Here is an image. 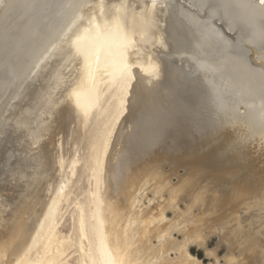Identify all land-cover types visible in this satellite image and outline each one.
<instances>
[{"label":"bare ground","instance_id":"obj_1","mask_svg":"<svg viewBox=\"0 0 264 264\" xmlns=\"http://www.w3.org/2000/svg\"><path fill=\"white\" fill-rule=\"evenodd\" d=\"M192 245L264 264V0H0V264Z\"/></svg>","mask_w":264,"mask_h":264},{"label":"rangeland","instance_id":"obj_2","mask_svg":"<svg viewBox=\"0 0 264 264\" xmlns=\"http://www.w3.org/2000/svg\"><path fill=\"white\" fill-rule=\"evenodd\" d=\"M182 172V171H181ZM176 180L174 179L173 182H175ZM60 229L62 230V232H66V226H61ZM214 238V239H213ZM216 242H217V238L216 236H212L210 239H209V246H208V249H212L216 246ZM224 246V245H222ZM219 247L217 249V254H218V257L221 258L223 255H224V252L226 251L225 246L224 247ZM190 251L195 254L199 259H201L203 261L204 264H207L209 261H212V258L210 256H207L206 255V252L202 249V248H198L197 246L195 245H192L190 247ZM211 259V260H210ZM220 263H222V261H220Z\"/></svg>","mask_w":264,"mask_h":264}]
</instances>
